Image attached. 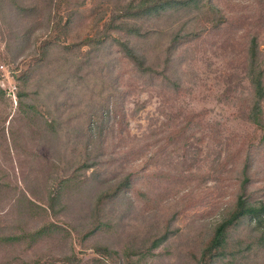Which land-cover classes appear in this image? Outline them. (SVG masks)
<instances>
[{"label":"rangeland","instance_id":"rangeland-1","mask_svg":"<svg viewBox=\"0 0 264 264\" xmlns=\"http://www.w3.org/2000/svg\"><path fill=\"white\" fill-rule=\"evenodd\" d=\"M121 1L126 0H0V64L8 65L18 82L16 102L0 86V235L49 221L60 225L32 244L0 242V264L37 258L63 262L72 252L77 264H198L203 241L240 192L248 156L250 190L264 185V128L248 118L252 87L246 72L252 36L264 66V0H214L226 21L179 40L170 53L177 79L171 81L140 76L115 44L114 38L138 41V51L145 52V45L149 60L156 61V38L168 40L157 33L140 40L107 28ZM146 21L144 28L159 23ZM105 28L115 66L105 70L111 67L104 59L103 70L91 72L103 73L120 89L109 114L101 113V96L72 67L91 49L82 44L84 38ZM65 75L82 89L76 92L66 81L61 86ZM51 118L58 135L45 128ZM71 174L79 183L68 185L51 210V195ZM125 176L131 184H122L108 208L109 222L96 225L100 192L117 187ZM28 197L38 207L29 209ZM253 223L234 230L236 247L257 238ZM163 233L166 237L152 247L153 237ZM103 245L118 253L104 254ZM141 248L144 255L137 252ZM254 250L226 264H264V248Z\"/></svg>","mask_w":264,"mask_h":264},{"label":"trees","instance_id":"trees-1","mask_svg":"<svg viewBox=\"0 0 264 264\" xmlns=\"http://www.w3.org/2000/svg\"><path fill=\"white\" fill-rule=\"evenodd\" d=\"M177 15L181 17L180 21L174 20ZM183 18L185 19L182 20ZM146 20H155L159 23L156 25L157 27L144 28V26H146ZM163 21H167L169 25L164 26L162 24ZM225 21V14L221 8L216 5L214 0H126L121 1L116 7L115 14L108 21L107 28L125 30L129 35H133L139 39H144L148 36L151 38L153 33L160 35L165 34L168 37L166 42L164 41L161 43L158 38H156V46L159 48L154 57L156 61L149 60V49L145 45L141 46L145 52L138 51L136 46V44L138 45V41L132 43L129 40L114 38V42L119 49L125 51L126 56L129 59L134 61L137 72L140 76L147 75L153 80L154 76L157 74L163 81H171L177 79L171 73L172 61H170V53L177 49L179 40L183 38L186 39L193 35H199L206 30V28L216 29ZM184 23H186V26L183 25ZM196 24L198 25L197 27H195ZM171 25L173 26L171 27ZM107 28L103 30L98 29L95 36L84 38L82 44L89 43L91 49H89V52H87L82 59H75L72 65L73 69L81 70V74L74 73V75H77L82 80L85 79L83 80L84 84L89 85L90 88H92L90 90L101 96L99 110L103 114H109L110 110H112L111 107L117 106V103L114 101L117 100V96L120 92L116 83L112 80H107L103 73L96 75L91 72V69H96V73L101 72L103 70L101 69V61L104 59H108V65L111 67L110 69L105 70L110 71L115 66V60L112 57V51L109 48L110 44V47L113 49V46H111L113 41H109V38L106 35ZM151 29H153V31L150 35L149 31ZM181 30L184 32L182 33ZM45 46L48 48L50 43ZM55 47H57V45ZM46 48L41 50V56H46L48 53V49ZM162 54H165L164 57H162ZM151 55H153V53ZM246 72L252 87L250 92L248 118L253 123L264 128V66L260 59L259 42L256 36H252L248 42ZM138 74L136 73V75ZM20 78H22V76H20ZM63 78L64 79L60 80L61 86L66 85V81L68 84L72 85L76 92L82 89V83L79 84L71 80L67 75L63 76ZM88 78L90 80H88ZM87 80L89 81V84H87ZM23 82L26 83V79H23ZM2 89L0 88L1 91L4 90ZM43 92L44 90L41 89V95ZM57 92H59L58 89ZM60 93H66V90L61 89ZM19 94L22 101L26 92L21 89ZM48 98L49 97H43V100L47 101ZM64 102L65 101H63V103ZM41 112L44 116L47 114L45 110L41 109ZM55 121V118H51L50 120L45 119V128L54 131L55 129L52 127ZM54 133L58 135L56 131H54ZM262 140L264 141V133L262 135ZM251 161V157L248 156L246 158L245 167L241 170L243 178L240 183V192H238L234 204L228 209L227 214L218 221L216 225H214L210 236L203 241L198 264H226L228 260L237 258L240 252H243L244 257H247L246 253L252 254L253 251H255L254 249L258 250V248H264V197L262 196L264 185L250 190V184L253 177L249 175L248 168H250L252 164ZM82 165L87 167L91 166L87 162L82 163ZM129 178L130 177L125 176L124 180H122L117 187L112 190H103L100 192L93 214V219L95 220L96 225L109 222L107 213H109L110 209L108 208H110L112 205L111 203L119 197L122 184H131ZM75 179V175L71 174L61 180L59 191L56 194L51 195L50 205L52 207L49 205L51 210L52 208L55 209L56 204L63 200L68 185L79 183V180L75 181ZM28 200L29 209L38 207L33 199L28 197ZM245 222H254L253 224L257 231L255 236L257 238L250 243H247V247H236L235 245L240 242L234 244L236 239L233 236V232ZM58 227H60L58 223L49 221V223H45L33 230H24L21 233L0 235V242L2 245H8L23 242L25 240L28 241L29 244H32L45 234H50L51 232L56 231ZM165 237L166 233L161 235L158 234L156 237H153L152 247L158 246ZM100 250L104 254L118 253V250L111 249L107 245H103ZM137 252L144 255L145 249L141 248ZM12 260L6 262L9 263ZM77 260L79 259L76 253L72 252L65 255V261L63 262L52 259L42 260L37 258L32 260L22 259L19 264H77ZM134 262H137V260H134Z\"/></svg>","mask_w":264,"mask_h":264},{"label":"built area","instance_id":"built-area-1","mask_svg":"<svg viewBox=\"0 0 264 264\" xmlns=\"http://www.w3.org/2000/svg\"><path fill=\"white\" fill-rule=\"evenodd\" d=\"M0 69L2 70L0 76V86L4 89L10 99L17 101V91H18V82L15 76L12 74V71L5 63L0 64Z\"/></svg>","mask_w":264,"mask_h":264}]
</instances>
